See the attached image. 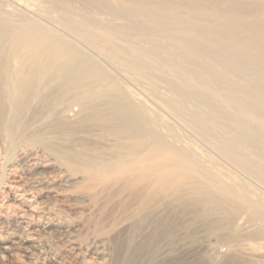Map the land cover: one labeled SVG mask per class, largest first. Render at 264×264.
Listing matches in <instances>:
<instances>
[{"label":"bare ground","instance_id":"6f19581e","mask_svg":"<svg viewBox=\"0 0 264 264\" xmlns=\"http://www.w3.org/2000/svg\"><path fill=\"white\" fill-rule=\"evenodd\" d=\"M48 1V9L26 2L27 11L5 13L18 17H27L31 12L44 14L111 62L114 60L100 47L108 44L120 49L116 33L129 50L145 60L159 57L163 48H168L169 55L161 58V65L174 64L178 72H187L196 79L199 87L193 89L187 84L183 88L170 75L151 70L145 74V84L153 100L187 124L243 175L203 154L195 144L190 143L184 152L180 150L182 146L179 149L177 145L185 138L179 132L175 142L168 141L183 152L185 160L149 154L141 158V164L127 167L121 174L125 183L121 184L133 198L96 203L99 215L90 222L70 227L52 216L37 223L28 216L27 207H21L7 221L0 217V227L7 232L0 239V260L7 256L5 252L12 243L23 255L31 246L27 243L29 235L43 230L55 231L60 242L57 252H51L47 244H32L44 264H264V24L248 23L239 30L235 23L214 29L199 21L186 27L182 19L177 21L145 0H116L107 8L105 0H78L82 7L79 12L72 10L70 0ZM129 3H133V10ZM102 9L114 11L123 20L105 17ZM73 27L82 28L90 37ZM28 32L30 41L38 40L37 46L53 38L57 48L51 49L54 55L50 61H43L30 49L28 40L15 37L10 43L11 52L0 55V133L7 126V106H13L17 115L21 105L45 88L48 95L58 97L64 86L59 47L64 38L38 24ZM96 33L104 38L100 43L94 38ZM180 38L181 43L177 41ZM186 63L188 71L183 69ZM3 66L9 70L5 75ZM74 68L81 74L89 72L83 60L75 61ZM115 94L116 98L107 99L104 89L90 95L94 101L108 104L112 116L129 124L134 133L157 136L159 126L170 122L162 114H154L126 86ZM222 101L233 103L238 111L221 110ZM133 102L139 105V111H130ZM95 104L94 110H100ZM19 153L22 170L11 174L9 182L22 189L20 197L31 193L28 200L58 198L56 187L63 180L60 165L55 167L50 158L37 160L30 148H22ZM18 165L13 163L8 169ZM50 167L57 172L45 176ZM172 184L181 189L182 195L169 191ZM72 231H79L78 236H72ZM11 262L25 264L17 259Z\"/></svg>","mask_w":264,"mask_h":264},{"label":"rangeland","instance_id":"374dc122","mask_svg":"<svg viewBox=\"0 0 264 264\" xmlns=\"http://www.w3.org/2000/svg\"><path fill=\"white\" fill-rule=\"evenodd\" d=\"M70 1L73 11H82L81 3L78 0ZM105 1L107 8L111 2L114 3L116 0ZM145 1L153 2L174 16L177 21L182 19V24L186 27H193V24L199 21L210 24V27L214 29L227 28L234 26L235 23H237L235 27H238L239 30L248 23L264 24V0ZM26 2H36L44 9H48L50 5L48 0H0V24L2 25L0 55L7 56L11 52V40L15 37H21L29 41L30 49L35 51L34 54H40L41 59L43 57V61L48 62L51 60L53 47L57 48V43L55 45V41L51 38L52 41L49 39V42H43L37 46L38 40H29L31 36L28 29L34 24H38L41 27L49 28L54 33L58 32L64 38V42L59 45L63 56V72L60 79L64 81V86L58 97L48 95V89L45 88L43 93L33 96L24 105H21V111L17 115L13 106H7V126L0 133L1 220L5 218L4 220L7 221L15 215V212L17 213L18 210L27 207L29 209L28 216L37 223H43L48 217L53 216V220L70 227L76 223L83 225L99 215V207L97 206L99 203L109 200H131L133 198L121 184L125 183L121 177L127 167L141 164V158L149 154L159 158L171 157L172 159L185 160L181 155L187 150L186 146L190 143L195 144L199 150L204 152L203 154L211 155L227 169L240 174V171L233 164L205 144L199 134H196L187 124L173 118L166 109L153 100V95L145 84L148 81L145 74L151 70L170 75L183 88L187 84H191L193 89L199 87L196 79L189 76L187 72H178L174 64L161 65V58L169 55L168 48H163L159 57L155 56L145 60L129 50L125 46V41L121 40L120 34L116 33L118 37L116 40L120 49L108 44H102L100 47L114 60L111 62L102 54L91 50L88 45L71 35L63 26L56 24L48 17L46 18L44 14L31 12L27 17H18L5 13V10L27 11ZM128 5L133 10V3ZM101 11L102 15L111 20L119 22L123 20L116 16L114 11L109 9H102ZM60 12L63 13V11ZM74 29L84 37H90L82 28L75 27ZM97 30L100 29L97 28ZM96 35L94 38L98 43L104 40L97 33ZM136 40L133 41L139 44ZM177 41L181 43L182 39H177ZM262 49H264V44H262ZM77 60H83L89 66L88 73L75 72L74 64ZM125 69L131 73L129 74ZM183 69L184 71L190 69L188 63L184 65ZM2 70L4 75L9 71L5 66L2 67ZM252 80L254 81L255 78ZM121 86H126L140 96L143 103L153 109L154 114H162L169 119L170 122L159 126L161 132L157 133V136L134 133V129L129 124H124L122 120L112 116V110L108 104L103 103L102 100L94 101L91 98L90 94H98L104 89L109 95H107L109 97L107 99L116 98L115 93L120 92ZM42 96L46 98H42ZM218 96L221 98V95ZM124 99L128 101L130 98L125 94ZM94 104L100 110H94ZM129 108L131 112L139 111V105L134 102ZM219 108L223 111H238L233 103L226 104L223 101ZM9 124H11L10 128ZM179 132L185 138L181 145H177L179 149L182 146L180 150L183 152L174 148V145L168 141L169 139L175 142ZM22 148H30L39 161L50 158L55 167L60 165L63 180L56 187L57 189L55 188L58 191V198L47 196L39 200H28L31 193L25 192L26 194L20 197L21 195L18 193H21L22 189L9 182L11 174H18L22 170L20 155H18ZM13 163L19 164L18 168L8 169ZM51 171L52 167L48 168L44 175L50 176L57 172ZM169 191L175 196L182 195L181 189L176 184H172ZM37 204L38 206H36ZM83 228L82 230H87L86 227ZM4 229L0 227V239L7 236ZM79 231L80 233L83 232ZM79 231H72V236L77 237ZM37 232L35 235H29L30 239L27 243L31 246L37 244L38 247L47 244L51 247V252L58 251L60 242L55 231L38 230ZM12 244H10V250L5 252L7 256H3L0 260V264H12L11 261L15 259L25 264L45 263L42 255L37 254V250H34L35 247H27L28 252L26 251L22 255L19 254L20 249L15 248L16 244ZM66 244L63 243V245ZM49 246L47 247L49 248ZM2 254L0 251V255Z\"/></svg>","mask_w":264,"mask_h":264}]
</instances>
